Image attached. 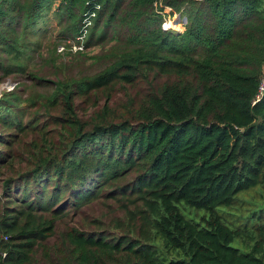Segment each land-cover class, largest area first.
<instances>
[{"label": "trees", "instance_id": "1", "mask_svg": "<svg viewBox=\"0 0 264 264\" xmlns=\"http://www.w3.org/2000/svg\"><path fill=\"white\" fill-rule=\"evenodd\" d=\"M86 1L63 8L80 21L96 12ZM15 2L0 0V25L11 24ZM89 2L102 9L88 44L106 37L104 15L126 32L103 72L56 82V127L24 123L13 94L0 100V264H264L263 216L237 226L225 216L244 215V194L264 191V97L253 103L264 0ZM164 6L187 18L182 31L162 27ZM117 85L138 90L114 108ZM100 93L103 107L81 114L78 99L98 105ZM127 179L109 191L127 202L119 230L59 233L69 208Z\"/></svg>", "mask_w": 264, "mask_h": 264}, {"label": "rangeland", "instance_id": "2", "mask_svg": "<svg viewBox=\"0 0 264 264\" xmlns=\"http://www.w3.org/2000/svg\"><path fill=\"white\" fill-rule=\"evenodd\" d=\"M35 3L36 0H16L11 24L9 21H4L0 25V38L3 39L0 43V65L11 70L5 75L4 69L0 67V100L5 94H13L11 98L18 99L17 106L20 107L21 113L27 114L24 123H39V127L42 125L47 127L48 124L50 129L55 128L56 125L52 122L53 116L50 117L49 114L56 115L60 112V108L50 104L56 82L90 77L103 72L108 68L107 54L116 47L122 46L116 39L120 36L122 39V33L126 30L118 27L119 23L108 28L106 25L108 15H104L100 21V30H105L106 37L100 40L96 36L99 40L95 39L88 44L90 32L102 9V3L92 5L89 0L85 2V6L96 7L95 14H90L89 23H86L88 17L86 9L80 21L72 19L67 9L63 8V5H66L69 9L65 0H50L39 10ZM163 12V28L164 26L178 28L180 32L188 23L182 12L173 10L172 7L164 6ZM180 23H183L182 26ZM71 24L81 26L77 33L72 30ZM78 42L83 43V46L80 47ZM10 44L14 47H10ZM39 78L52 81L43 83ZM143 86L146 87L145 84H141L138 89L144 91ZM138 89L117 85L110 105L114 108L124 105L130 97L136 96ZM107 94H99L102 98L98 101V105L93 104L94 97L89 100L84 99L85 97H82L84 100L78 99L81 114L88 110L86 115H89L93 110L102 108ZM129 180L108 181L111 186H103L97 199L85 203L79 211L69 208V218H65L60 223L59 233L72 225L86 231L119 230L118 226L123 219V205L127 202L121 198H112L109 191L123 181ZM237 206L240 209L244 207L247 212L243 215L240 214L241 210L233 209L225 215L227 223L232 226L247 221L249 223L258 221L259 215L264 219V191L252 190L245 193ZM255 210L257 212L253 214ZM71 219L76 224L71 223ZM55 241L56 239L53 240ZM238 242L237 240L233 244L237 245Z\"/></svg>", "mask_w": 264, "mask_h": 264}, {"label": "built area", "instance_id": "3", "mask_svg": "<svg viewBox=\"0 0 264 264\" xmlns=\"http://www.w3.org/2000/svg\"><path fill=\"white\" fill-rule=\"evenodd\" d=\"M96 8V7H95ZM92 14H95V12H93ZM88 15V14H87ZM90 22V15H88V17L86 18V23H89ZM183 23H180V25L182 26ZM85 27V26H84ZM165 29H174V30H179L178 28H170V27H165ZM83 36V34H82ZM78 45H81L80 47L83 46V43H80L78 42ZM76 47V46H75ZM264 97V68H263V71H262V75H261V78H260V82H259V86H258V92H257V95L253 101V103H257L258 101H260L262 98Z\"/></svg>", "mask_w": 264, "mask_h": 264}]
</instances>
